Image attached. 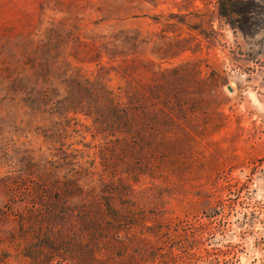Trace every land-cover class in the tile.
Returning a JSON list of instances; mask_svg holds the SVG:
<instances>
[{
  "label": "rangeland",
  "instance_id": "1",
  "mask_svg": "<svg viewBox=\"0 0 264 264\" xmlns=\"http://www.w3.org/2000/svg\"><path fill=\"white\" fill-rule=\"evenodd\" d=\"M0 264H264V0H0Z\"/></svg>",
  "mask_w": 264,
  "mask_h": 264
},
{
  "label": "trees",
  "instance_id": "2",
  "mask_svg": "<svg viewBox=\"0 0 264 264\" xmlns=\"http://www.w3.org/2000/svg\"><path fill=\"white\" fill-rule=\"evenodd\" d=\"M219 15L221 16V17H224V18H227L228 16H229V14L227 13V11H226V9L225 10H219Z\"/></svg>",
  "mask_w": 264,
  "mask_h": 264
}]
</instances>
